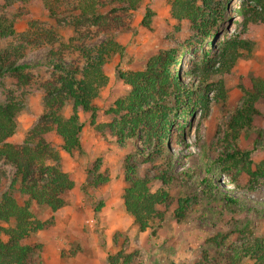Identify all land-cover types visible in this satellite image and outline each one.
<instances>
[{"label": "rangeland", "instance_id": "374dc122", "mask_svg": "<svg viewBox=\"0 0 264 264\" xmlns=\"http://www.w3.org/2000/svg\"><path fill=\"white\" fill-rule=\"evenodd\" d=\"M242 1L229 0L224 4L223 18L211 32L212 40L217 44L225 34L239 33L253 42L251 54L241 56L229 73L211 76L208 86L202 84L195 90L188 106L176 104L172 98L161 102L171 108L168 113L176 124L165 143L173 154L170 169L156 147L142 142L146 136L143 129L138 138L122 143L108 130L106 125L117 120L110 109L131 90L119 78L118 71H143L152 56L183 46L179 77L185 83L199 84L196 78L189 80L185 72L202 66L203 49L213 54L214 50L207 48L208 40L200 45L185 22L172 19L169 0H141L134 10L114 9L115 2L107 3L101 12L106 15L108 23L104 26H109L108 30L89 23L75 28L76 12L64 4L57 6L54 15L44 8L42 0H31L23 7L26 12L15 19V33L0 39V49L23 45L24 56L16 63H34L22 71L29 76L27 84L9 73L0 75V101L11 94L21 103L16 132L9 142L22 144L37 127L44 111L43 85L59 86L58 72L45 63L50 45L37 47L33 41L27 43L22 33L31 28H48L58 42L78 38L92 46L114 40L123 47L122 54L110 56L104 66L108 82L92 100V105L100 110L97 120L90 124L89 113H80V148L66 153L56 138L51 154L44 156L48 157L45 166L69 173L74 185L62 195L59 209L31 207L34 216L48 224L28 238L31 250L25 264H262L257 255L246 252L254 250L260 238L264 239V177L251 176L245 167L249 161L252 169L264 162L262 139L256 138L258 131L264 132V100L257 103L260 114L251 128L241 130L235 139L224 136L229 116L240 106L251 78H264V23L244 27L239 14ZM147 8L154 15L149 27H144L142 19ZM20 9V4L5 6L0 0V14L11 18ZM190 42L192 46H188ZM60 59L66 65L84 63L75 51L61 54ZM71 111L72 102L68 100L61 115L67 118ZM221 149L252 151L248 162H241L230 172L241 190L235 189L232 181L224 182L226 175L206 173L203 163L195 158L204 150L213 159ZM14 172L15 167L0 158V193L8 189ZM164 172V177L169 178L166 183L159 178ZM204 176L211 178L216 198L202 182ZM135 179H146L151 192L161 189L167 194L165 204L155 206L156 212L145 230H140L124 205L125 189ZM248 184L254 188L247 190ZM224 195L246 207L226 206L221 200ZM12 196L19 204L23 202L24 196L17 191ZM3 240L8 241L6 236Z\"/></svg>", "mask_w": 264, "mask_h": 264}, {"label": "trees", "instance_id": "16d2710c", "mask_svg": "<svg viewBox=\"0 0 264 264\" xmlns=\"http://www.w3.org/2000/svg\"><path fill=\"white\" fill-rule=\"evenodd\" d=\"M30 1L3 0L5 6L20 4L21 9L20 13L11 18L0 14V39L15 33V19L21 16V12L22 14L26 12L22 9ZM228 1L169 0L172 19L179 23L185 22L194 36L198 37L200 45L207 39V48L213 49L214 52L210 54L203 49L202 66L185 72L189 80L196 78L199 84L195 85L190 82L185 83L179 77L182 53L185 50L183 46L180 49L170 48L152 56L143 71H118L119 78L128 84L131 90L124 99L116 101L115 107L110 109L109 112L113 113L117 120L106 126L120 143L125 139L135 140L139 137V131L143 129L146 136L145 139L141 138L142 142H149L152 148L156 147L170 169L173 154L169 153L165 143L170 132L175 130L176 124L168 113L172 111L169 110L171 108L161 105V102L172 98L176 104L188 106L190 99L195 95V90L202 84L208 86V81L214 74L229 73L237 60L245 54L250 55L254 48L253 42L242 38L239 33L225 34L219 43L214 44L211 32L217 29L219 21L222 20L221 10ZM110 2L117 4L114 9L119 7L122 10H134L140 5L141 0ZM107 3L106 0H42L44 8L51 15L56 14L55 9L60 4L76 12L73 18L75 28L88 23L105 27L104 24L108 21L101 9ZM239 14L242 16L244 27L264 23V0H243ZM153 15L154 12L150 8L145 9L142 19L144 27H149ZM108 28L109 26L105 27L106 30ZM31 29L22 33L21 37L27 43L34 42L37 47L50 45L46 55L49 59L45 60V63L58 72L59 86L43 85L44 111L37 127L22 144L8 141L16 132V116L21 103L11 94L0 101V158L15 167L8 189L0 193V264H25L31 250L27 243L28 238L48 224L34 216L31 210L33 205L47 206L52 211L62 207V195L73 187V178L56 166H45V159L48 157L44 156L51 154L56 138L60 139V149L66 153L80 148L79 134L83 127L80 113H89L90 124H94L97 120L100 110L92 105V100L99 96L102 87L108 82L104 66L110 56L123 52V47L114 40H105L87 46L84 40L78 38H71L66 43L58 42L54 32L48 28ZM188 44V46L193 45L191 42ZM70 51L77 52L84 61L83 65L64 64L60 55ZM23 56L24 47L21 44L11 49H0V75L9 73L17 76L22 84H27L29 76L22 71L33 66L34 63H16L15 60ZM261 99L264 100V78L254 76L250 80V87L244 89L240 106L229 116L224 132L225 138L235 139L241 130L252 127L255 118L260 114L257 103ZM68 100L72 102V111L67 118H64L61 109ZM256 138L262 139L264 148V132L258 131ZM177 142L182 144L180 140ZM251 152V150L221 149L216 157L209 159L203 150L195 158L197 162L203 163L206 173L218 172L226 175L232 181L234 188L241 190L239 181L230 172L241 162H248ZM245 169L251 176L264 177V162L256 164L252 169L249 161ZM162 174L159 178L166 183L169 178L164 177L165 172ZM202 182L211 188L212 198H216V193L214 194L212 190L211 178L204 176ZM246 188L252 190L254 187L248 184ZM13 191L24 196L21 204L12 196ZM166 197V192L161 189L151 192L146 179H135L131 182V186L125 189L124 205L140 230H145L149 219L156 212L155 206L165 204ZM221 198L228 207L241 205V202L228 195ZM241 206L246 207L244 204ZM248 209L254 210L250 206ZM3 236H6L8 241L3 240ZM253 247L254 250L246 253L257 255V259L264 264V239L260 238Z\"/></svg>", "mask_w": 264, "mask_h": 264}, {"label": "bare ground", "instance_id": "6f19581e", "mask_svg": "<svg viewBox=\"0 0 264 264\" xmlns=\"http://www.w3.org/2000/svg\"><path fill=\"white\" fill-rule=\"evenodd\" d=\"M224 182H228V183H230V180L228 179V178H224ZM231 184V183H230Z\"/></svg>", "mask_w": 264, "mask_h": 264}, {"label": "crops", "instance_id": "0c3cea01", "mask_svg": "<svg viewBox=\"0 0 264 264\" xmlns=\"http://www.w3.org/2000/svg\"><path fill=\"white\" fill-rule=\"evenodd\" d=\"M66 261V260H65ZM106 264V263H105Z\"/></svg>", "mask_w": 264, "mask_h": 264}]
</instances>
